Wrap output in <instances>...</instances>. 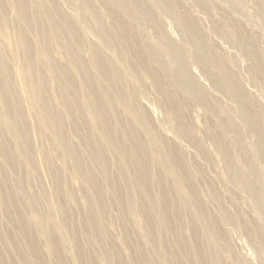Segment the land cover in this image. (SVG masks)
Masks as SVG:
<instances>
[{
  "label": "bare ground",
  "instance_id": "6f19581e",
  "mask_svg": "<svg viewBox=\"0 0 264 264\" xmlns=\"http://www.w3.org/2000/svg\"><path fill=\"white\" fill-rule=\"evenodd\" d=\"M190 1L192 5L187 2L188 7L205 10L208 6L205 0ZM221 1L235 8L230 0ZM60 3L0 0V18L11 32V60L17 63L24 80L16 81L15 66H9L0 49V264H97L96 260L102 257L105 264H124L122 251L109 243L98 219L111 199L115 203L125 201L128 214L139 213L144 219V226L136 233L128 229L125 232V246L137 255L136 264H155L158 259V264H248L236 256L223 263L221 250L212 251L210 244L204 243L203 236L211 235V223L237 225V212L223 207L222 193L216 191L213 181L201 192L190 170V153L182 149L181 142L149 134L140 101L141 88L136 84L144 76L150 79L157 101L165 109L172 133L189 143L196 157L209 158L204 138L193 133L195 125L191 126L187 119L191 116L184 114L188 100L220 115V126L224 123L231 127L227 131L219 126L210 128L205 136L221 154L228 178L240 184L239 191L246 194L261 217L262 222L249 221L242 227L250 242L264 252V174L260 176L257 166L258 160L264 161L262 106L245 91L237 75L216 52L215 44L200 30L192 8L189 10L182 0H63L76 10L75 15H67ZM162 17L180 27L179 44L169 34ZM89 19H93L91 25L86 24ZM233 21L238 44L264 84L263 51L260 55L251 33ZM149 26L155 37L153 42L145 31ZM88 31L97 41L87 38ZM221 35L228 37L229 32ZM181 41L192 46L190 53H186ZM103 46L111 50V56L103 51ZM84 51L89 54L87 59L82 56ZM55 54L62 59H56ZM189 59L196 63L205 83L222 89L223 95L234 101L237 119L235 111L207 92L209 87L199 85L187 65ZM121 63L130 65L131 71ZM45 68L51 73L50 80L56 82L58 106L52 101ZM25 95H29L33 111L29 110ZM72 133L81 136L87 158L69 140ZM248 133L255 137L251 152L244 143ZM43 134L59 151L66 171L50 169L49 157L41 148ZM235 145L243 152L252 178L235 166ZM197 169L204 168L199 165ZM63 172L64 177L67 172L79 178L86 187V223L97 246L89 256L71 219L67 206L71 192L69 185H64ZM30 176H35L40 184L38 194H25L24 183L31 182ZM123 183L124 188L120 186ZM181 186L187 189L186 198L179 199ZM40 196L46 202L49 217L27 211L40 205ZM202 196L215 201L216 210L211 212ZM186 213L190 215L187 226L191 234L184 229L182 215ZM227 233L225 229L221 233L224 240ZM258 263L264 264V256Z\"/></svg>",
  "mask_w": 264,
  "mask_h": 264
},
{
  "label": "rangeland",
  "instance_id": "374dc122",
  "mask_svg": "<svg viewBox=\"0 0 264 264\" xmlns=\"http://www.w3.org/2000/svg\"><path fill=\"white\" fill-rule=\"evenodd\" d=\"M55 1H57L58 3H60V2L62 3V4L61 3L60 4L63 5L62 6L63 10L67 15H75V13H76L75 8L73 9L69 5H67V4L65 5V3H63V0H55ZM182 1H183V3H185L187 5V7L189 6L188 3L192 5L190 0H182ZM205 1L208 3V6L205 10H200V9L196 8L195 6H190V7H188V9L191 10V8H192V10H191L192 13L197 15V20L199 22L198 24H199L200 30L204 31L208 35V37L212 41V44H215L213 46H214L216 52L219 54L221 59L223 58L222 60L227 64L228 68L231 69V71H233L235 76L237 75L236 78L238 79L241 86L245 89V91L250 96H252V98H254V100H257L258 103L262 106L261 107L262 108V116L264 119V84H261L262 78L261 79L258 78L260 75L254 71V65L252 62H250L251 59L243 53L240 45L238 44L237 31L232 26V23L234 22L233 20H235L236 21L235 23L240 22L242 24V27L244 26L251 33L253 39L255 40L256 46L259 48V52L263 51L262 52L263 54L260 52V55L262 54L261 56H262V59L264 60V13H263L264 0H230L231 4L235 8H232L229 3H225L221 0H205ZM100 11L101 12L103 11V13L105 12L102 7H100ZM232 17H233V20H231ZM162 18H163L162 22H163L164 26L167 29H169V34L171 36H173L174 38H176L175 40L179 44L178 28L181 31L180 27L178 26V28H177L176 24L170 18H167V17H162ZM238 18L240 19V21ZM0 20H1L0 21V34H1L0 35V49L3 51V54L5 55L6 61L10 64L9 66H11V67L15 66L16 72H15L14 76L16 78V81L23 83L24 80L22 77L23 76L22 72L18 68L17 63L14 61V59L11 60L12 59L11 55H12L13 44L11 41L12 39H11L10 28L7 26V24L5 23L4 20H2L1 18H0ZM2 21H3V23H2ZM92 21H93V19H89L86 24L91 25ZM212 22L215 24H213ZM7 29H8V31H7ZM150 29H151L150 26L146 27L145 31H146V34L149 36L148 39L153 42L155 40V37L153 35V31ZM214 29H217L221 34H224L225 32H229V35H228V37L222 36L221 34L216 33V31L214 32ZM86 35H87V38L90 39L91 41H97L96 36L92 32L89 33V31H88L86 33ZM189 41L193 42V40L191 38H189ZM181 42L185 43V45H186V46L184 45L185 50H187L186 53L187 52L190 53L192 51V48H191L192 46H190L188 42L187 43L185 41H181ZM102 49L107 55H110V56L112 55V54H110V53H112L111 50H109L105 47ZM82 56L84 59H87L89 57V54L84 51ZM54 57L56 59H59V60L62 59V58H60V56L58 54H55ZM229 60L232 62H229ZM121 65H123V68L126 67L128 71H131V69H130L131 66L128 65L127 63H121ZM187 65L191 69L192 73L194 75H196V78L199 80V82H198L199 85L204 86V88L209 87V90L207 92H209L211 94V96L213 95V96L218 97L219 100L224 105L230 107L232 109V111H235V112H233V114L235 115V117L237 119V117H238L237 116V109H236V104L234 103V101L232 99L228 98L227 96L223 95L224 91L222 89L220 91L219 90L220 88L213 87L210 84L205 83L206 80L203 78V76L197 70L196 63H194L192 60L189 59L187 61ZM251 65L253 68L251 67ZM233 66H234V68H233ZM209 68L212 69V67H209ZM139 72L144 74L143 70H140ZM43 73L46 76V78L48 79V88L50 86V90L52 91V95H51L52 101L54 102V104L56 106H58V101L56 99L57 94L55 93L56 82L54 80H50L51 73L46 68L43 70ZM256 78H258L259 80ZM136 84L139 88H141L140 89L141 90L140 101L143 104V108L145 109L144 114H145V117L147 118L146 119L147 122L149 123V127H150L149 128V134L150 135H157V136L160 135L163 138L171 139V140L173 138V139H176L177 141L181 142L182 143L181 146H183L182 149H184V151H186L187 153H190V155L188 154L189 157L191 156L190 157V170L192 171V177L194 178L195 182L198 184L197 185L198 188L199 189L201 188L200 189L201 192H203L206 189L204 187H207V183L210 182V180H211V182L213 181L212 183L215 186L214 188L216 189V191L222 193L221 203H222L223 207L225 209H227L228 211H236L237 212L238 217L236 220H237V225L240 227H238L237 225H231L230 223H224L225 226H223L222 224L214 226V224L211 223L212 226H211V230H210L211 231L210 236H212L213 238H211L210 236H208V237L203 236L202 239L205 241L204 243L205 244L209 243L210 249L212 251H217L218 249L221 250V260L223 263L230 261L232 258H234L236 256L240 262L244 261V263L246 262L248 264H259L258 261H260V258H262L264 256V252H263L262 248L259 247L258 244H256L255 242H254L255 244L250 242V240L248 239V237L246 235L245 228L242 227V223L246 225L247 223H249V221H250V223H251V221L262 222L261 217L258 216L257 212L255 211L254 207L251 205V202H250L249 198L246 196V194L242 192V190H241L242 188L239 187L240 184L236 180H234V179L231 180L228 178L227 175H230V174L225 168L221 154H219L218 150L211 144L210 138L205 136V133H207V130L210 128L212 129L213 127L216 128L219 126V128L221 127L223 130L227 131L231 127L226 126V124H224V123L221 124V126H220V122L222 121L220 115H216V114L213 115V114L207 112L202 106H200L196 102L190 101L186 98V100L189 101L188 102L189 104L187 103L188 106H186L184 108V110H183L184 114L186 117L191 116L192 120L190 119V117H187V119H189L188 121L190 122L191 126L195 125V126H192V128L194 127L193 133L195 135H197L198 137H201L202 139L204 138L203 141H204L205 148L208 151L207 153H208L209 158H207V160H204L202 158H199L198 156L196 157V155H193L194 150L189 145V143H187L184 140H181L179 135L176 136V134H175V136L177 137L176 138L174 136V133H172L173 131L171 129V125L168 122V120L166 119L165 109L157 101V97H156L157 93L154 92V90L150 86V79L147 76H144L143 78H140V80ZM183 96L186 97V95H183ZM24 98H25V101L27 103L29 110L33 111V108H31L32 106L30 105L31 99H30L29 95H25ZM29 101H30V103H29ZM187 113L190 115H188ZM205 117L206 118L208 117L209 119H205ZM209 121H211L210 122L211 125L209 124ZM213 122L215 124H212ZM216 124H217V126H216ZM201 127H203L202 130H201ZM211 129H210V131H211ZM41 139H43V140H41ZM41 139H40V143H41L42 151L45 154V156L49 157L48 159H49V162L51 163V165L49 164L50 169L52 170L53 168H55L61 172H62V170L66 171V168L64 166V161H63L62 157L59 156L60 155L59 151H56L57 150L56 147L52 144V142L49 140V138L43 134ZM69 140L72 141L71 143L77 149H80L78 151H79V153L81 152L80 154L82 157H86V158L88 157L87 150H86L85 146L83 145L82 138L79 134H75V133L73 134L72 133L69 136ZM254 141H255V137L252 133H248L244 136V143L249 145V146H247L248 147L247 151L250 150L248 152L253 151L252 144ZM78 142H80L81 145ZM240 150L241 149L238 148L236 145L233 146L232 159L235 163V166L239 169V171L241 170V172L246 173L247 175L250 176V178H252L253 176L251 174L250 167L248 166V164L245 160L243 152ZM111 159L113 160V156L111 157ZM202 161H204L205 163ZM209 163H210V165H208ZM191 164L194 167H192ZM199 165H202L204 169L198 170L197 168ZM257 166L261 172L260 176L261 175L263 176V174H264V161L258 160ZM196 171H197V173H196ZM67 172H65V175L67 174L68 176L66 175L65 177H64V172H63L64 185H66V184H67L66 186L69 185L67 188L70 190L69 192H71V193H69V199H68L69 201L67 203V206L70 208V212L72 215L71 216L72 222L76 223L78 226V227H76V224H74L75 228L79 231L80 237L83 241L82 248L87 253V256H89L92 254V251L96 250L97 246H96V244L94 246L93 237H92V235H93L92 229L88 225V223H86L88 221V216L86 215V212L84 209L85 208L84 206H86V204H87V197H86L85 189H84L85 186L83 185L81 180H79V178H76L75 176H73L72 174H69ZM110 172H111V164H110ZM113 173H115L114 170H113ZM30 177L31 178L29 180H31L32 184L30 181L24 183L23 189L25 190V194L26 195H31V194H35V193L38 194L40 192V188H39L40 184L37 181L35 176H30ZM22 178H23V174H22ZM34 180H36L37 183ZM219 180H220V182H219ZM101 182H105L106 183L105 185H107V182L105 180L102 179ZM263 184H264V182H263ZM120 186H122L124 188L126 186V184L123 183ZM235 186H237V187H235ZM238 187L241 188L240 191H239ZM263 187H264V185H263ZM185 188L186 187H184V186H181L179 188V193L177 194V197L179 199H180V197H185L186 190H187V189L185 190ZM201 199H202V202L206 203V206L211 210V212L216 210L215 201H213V200L211 201V199L206 198V197L203 198V196L201 197ZM38 202L40 205L29 208L27 210L28 213H36L42 217H46V216L49 217L50 212L47 210L46 202H45L43 196L39 197ZM70 203H72V204L70 205ZM38 207H39V209H37ZM81 207H82V210H80ZM81 212H83V213H81ZM84 214H85V216H84ZM138 215H140V214L139 213L128 214L126 212L125 201L115 203L111 199V202H109L106 205L105 209L99 213L100 217L98 216V219L100 218L99 222L101 224V227L103 226L102 230H103L104 234L106 235V237L110 240L109 243L110 244L112 243L113 245L117 246L118 249L120 250V252L122 251L121 253H123L122 257H123L124 264H136L137 263V261H136V258L138 259L137 255L133 254L134 251H132V249L130 250V248L125 246L124 241H125L126 229H128L129 231L131 230L132 233H134V232L136 233L137 229L139 230L140 228H142L144 226L143 225L144 219H143L142 215H140V216H138ZM187 215H189V214L186 213V214L182 215V216H184V219H183V217H182V219H183V222L186 223L185 228H184L186 230L185 233L189 234L190 232H189V229L187 226V221L189 220L190 215L189 216H187ZM127 216H129V217H127ZM131 218H132V220H131ZM123 219H124V221H123ZM134 221H135V223H134ZM121 225H123L124 227ZM134 227L136 229H134ZM122 229L123 230L125 229V230L123 231ZM224 229L226 230V232H228L227 237H226L227 241H226V239L224 240L223 236H221V233H222V231H224ZM13 238L15 239L17 237L13 236ZM89 238H91V239H89ZM202 239H201V242H203ZM90 240H92V241H90ZM159 252H161L160 248H159ZM132 257H133V260H132ZM155 257L156 256H154L153 258H155ZM257 259H258V261H257ZM103 260H104L103 257L101 258V260H100V258H98L96 260V262H97V264H105L106 261L105 260L103 261ZM134 261H135V263H133ZM145 262L146 261H143L142 264H149V263H145ZM158 263H159V259H158ZM158 263H155V264H158Z\"/></svg>",
  "mask_w": 264,
  "mask_h": 264
}]
</instances>
